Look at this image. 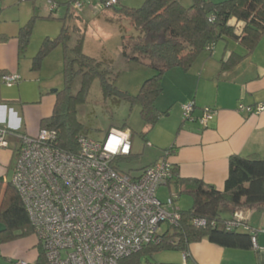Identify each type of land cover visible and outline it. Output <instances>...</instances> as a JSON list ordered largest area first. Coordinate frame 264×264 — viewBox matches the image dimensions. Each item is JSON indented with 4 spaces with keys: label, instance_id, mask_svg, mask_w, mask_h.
<instances>
[{
    "label": "trees",
    "instance_id": "obj_1",
    "mask_svg": "<svg viewBox=\"0 0 264 264\" xmlns=\"http://www.w3.org/2000/svg\"><path fill=\"white\" fill-rule=\"evenodd\" d=\"M48 1L49 15L38 18L59 20L62 29L54 39L46 37L43 40L37 54L31 58V71L40 74L45 59L58 46H63L65 86L61 90L53 91L56 98L54 109L49 117L41 120L40 131L54 132L56 138L52 146L67 153H77L80 148L79 139L82 136L88 137L89 130L78 118V108L87 102L94 80L97 79L100 83L105 104L111 103L116 107L122 102H127L131 107L139 104L141 118L152 128L170 114V109L160 110L157 107V101L164 92L163 79L167 72L173 69L188 72L203 54L212 55L219 42H224L226 49L232 44L240 48V51L231 50L228 58L220 61L222 72L231 70L250 56L264 38V0H193L189 7H185L180 0H145L139 8L124 6L121 0H117L116 4L105 7H115L116 14L121 19L129 18L138 33L136 37L129 39L123 36L122 55L128 61L146 64L154 71L153 76L144 81L139 92L131 95L116 86L118 76L111 68L112 62L98 61L84 53L86 22L77 9L73 8L82 1L69 0L64 3L67 10L60 18L54 16L60 5L53 0ZM1 12L2 9L0 14ZM36 19L37 16L34 15L15 35L21 56L25 55L30 45ZM78 21H82L83 25L79 26ZM73 32H78L79 38L73 46H69L68 41ZM10 38L9 35L1 34L0 42H7ZM4 76L5 73H0L2 82ZM78 77L82 79L81 87L77 94H73L71 84ZM189 104L193 106L194 120L184 116V105L183 122L199 123V118L207 108L201 111V115L196 116V105ZM257 106L251 108L255 109ZM0 127L5 128L9 134L8 141L17 143L18 146L19 138L27 136L19 131ZM131 135L133 145V134ZM141 136L147 142V133ZM17 151L13 154L14 164ZM162 151L161 158L169 159L174 149L166 148ZM134 157L132 152L122 162ZM228 162V176L221 190L202 179L182 178L178 166L170 162L172 178L165 186L174 187L178 196H190L191 207L186 210L179 209L178 222L159 234V241L143 246L121 259L118 264L149 263L161 250L180 251L186 262L190 258V245L204 239L227 249H257L254 240L256 241L259 231L250 227L248 218L242 214L257 206L264 207V155L234 154L229 157ZM223 208L232 211L231 218L222 216ZM201 220L205 221V225L197 224ZM0 224L2 242L15 241L36 233L18 191L12 182H7L2 176ZM36 247L39 249L37 264H49L41 241Z\"/></svg>",
    "mask_w": 264,
    "mask_h": 264
},
{
    "label": "built area",
    "instance_id": "obj_2",
    "mask_svg": "<svg viewBox=\"0 0 264 264\" xmlns=\"http://www.w3.org/2000/svg\"><path fill=\"white\" fill-rule=\"evenodd\" d=\"M116 3L107 0L104 6ZM82 6L79 2L75 8ZM20 79L8 74L3 82L14 85ZM183 111L187 119L194 120L191 104ZM247 111L259 114L264 104ZM215 115L216 110L205 109L199 124L207 127ZM55 138L48 130L35 137H20L12 179L49 264H118L159 241L162 223L178 222L175 196L165 203L158 198L159 188L172 178L169 159L137 175L121 168L122 159L132 154L130 130L111 128L103 141L82 136L77 153L53 147ZM8 139L6 129L0 127V149L10 147ZM197 224L205 225V221Z\"/></svg>",
    "mask_w": 264,
    "mask_h": 264
},
{
    "label": "crops",
    "instance_id": "obj_3",
    "mask_svg": "<svg viewBox=\"0 0 264 264\" xmlns=\"http://www.w3.org/2000/svg\"><path fill=\"white\" fill-rule=\"evenodd\" d=\"M231 50L240 51V48L232 44L229 49H219L218 53L214 49L212 55L203 54L188 72L182 69L167 72L163 79L164 92L157 101L160 110L169 109L162 106L163 102L178 105L172 115L177 122L172 128L174 140L169 148L174 152L169 161L178 166L182 178L202 179L220 190L228 176L230 156L264 155V111L259 114L247 111L249 107L264 104V38L238 66L222 72L220 61L227 59ZM27 60L25 55H20L15 36L0 42V73L16 74L21 80L28 78L38 82ZM4 85L0 80V126L37 136L41 120L53 112L54 90L40 89L35 84L30 89L26 83L9 94ZM189 103L196 105V116L201 115L204 108L216 110L207 127L180 119L181 108ZM240 105L244 110L239 109ZM3 150H0L1 160ZM157 161L138 169L139 173ZM161 200L165 202L167 198ZM242 215H246L250 227L259 231L257 249H227L204 239L190 245L186 264H264V217L262 222H257L252 211Z\"/></svg>",
    "mask_w": 264,
    "mask_h": 264
},
{
    "label": "rangeland",
    "instance_id": "obj_4",
    "mask_svg": "<svg viewBox=\"0 0 264 264\" xmlns=\"http://www.w3.org/2000/svg\"><path fill=\"white\" fill-rule=\"evenodd\" d=\"M59 4L55 17H63L67 8L64 3L69 0H53ZM82 8L77 9L83 21L86 22V34L83 43L85 54L95 58L98 61L112 62V70L118 76L116 86L131 95H136L144 81L153 76L154 71L143 63L128 61L122 55L123 36L129 39L137 36L138 33L134 28L131 20L127 17L119 18L115 7L106 8L102 0H81ZM214 2L223 0H212ZM145 0H121L124 6L139 8ZM185 6L192 5L193 0H180ZM76 5V4H75ZM75 5L73 8H75ZM0 33L11 36L18 34L20 28L28 23L35 15L33 32L30 45L25 53L27 61L31 65V58L35 56L46 37L54 39L62 29V23L56 19H41L49 15L50 5L48 0H2L0 2ZM82 26V21H78ZM79 38L78 32H73L71 39L68 41L69 46H73ZM224 42H219L215 46V51L224 49ZM64 50L60 45L45 59L40 74H34L38 82L31 79H22L18 84L4 85V89L12 94L19 85L28 84L31 89L35 84L40 89L61 90L65 86L64 82ZM204 55H209L208 53ZM31 73V72H30ZM33 76V75H32ZM82 79L78 77L71 84V92L77 94L81 87ZM163 101V100H162ZM161 106V102H160ZM164 108L170 109V117L161 119L152 128L147 125L140 114L139 104L131 107L127 102H122L119 106H113L111 103L105 104L102 99V91L99 81L96 79L91 84L88 100L78 108V118L80 122L89 130L87 136L95 141H103L111 128L130 130L133 134L134 158L121 162V168L132 175L139 174L140 168L161 160L162 149L171 147L174 140L172 130L177 122L173 118L174 112L177 111L178 105L171 101ZM183 108V107H182ZM181 108L180 119H183ZM180 120V122H181ZM178 124V123H177ZM147 133V142L142 138V134ZM11 148L4 149V156L0 159V176L4 177L7 182H12L14 172L13 154L18 149L17 143H11ZM16 147V148H15ZM2 150V149H0ZM177 195V196H176ZM175 196V205L182 210L189 209L192 205V198L188 195L178 196L174 187H161L158 198H172ZM162 201V200H161ZM166 202V201H165ZM164 202V203H165ZM257 222H262L264 217V207L257 206L252 210ZM222 216L229 218L232 216L229 208L222 209ZM1 227V224H0ZM168 228L167 223H162L158 232L164 233ZM39 242V235L33 233L29 236L20 238L11 242L0 241V264H37L39 249L35 245ZM186 264L183 253L180 251L161 250L149 263L145 264Z\"/></svg>",
    "mask_w": 264,
    "mask_h": 264
}]
</instances>
